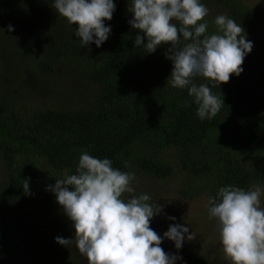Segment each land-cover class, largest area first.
<instances>
[{
    "label": "trees",
    "instance_id": "16d2710c",
    "mask_svg": "<svg viewBox=\"0 0 264 264\" xmlns=\"http://www.w3.org/2000/svg\"><path fill=\"white\" fill-rule=\"evenodd\" d=\"M244 1L0 0V264H182L126 177L244 209L264 186V17Z\"/></svg>",
    "mask_w": 264,
    "mask_h": 264
},
{
    "label": "rangeland",
    "instance_id": "374dc122",
    "mask_svg": "<svg viewBox=\"0 0 264 264\" xmlns=\"http://www.w3.org/2000/svg\"><path fill=\"white\" fill-rule=\"evenodd\" d=\"M244 4L264 17V0H245ZM212 7L210 14L220 16L221 12ZM254 39L250 42L257 43V37ZM247 45L243 41L242 46ZM65 91L63 82L51 90L55 97ZM180 184V179L158 181L146 176L126 177L122 184L125 191H147L158 198L160 206L152 216V227L176 262L183 264L195 253L216 264L227 259L264 264V186L253 189L240 212L218 215L206 198L182 200L178 196Z\"/></svg>",
    "mask_w": 264,
    "mask_h": 264
}]
</instances>
